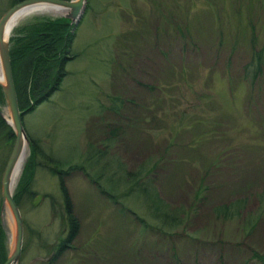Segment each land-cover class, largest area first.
Listing matches in <instances>:
<instances>
[{
	"label": "rangeland",
	"instance_id": "374dc122",
	"mask_svg": "<svg viewBox=\"0 0 264 264\" xmlns=\"http://www.w3.org/2000/svg\"><path fill=\"white\" fill-rule=\"evenodd\" d=\"M9 1L0 0V16ZM85 5L58 89L22 115L38 163L33 199L20 197L17 264H264L252 255H264V68L252 78V53L264 45V0ZM41 17L60 16L27 15L9 36ZM0 114L9 120L4 98ZM110 128L118 130L111 151L126 167L156 162L153 186L185 211L183 222L164 234L143 227L135 215L154 221L141 199L127 198L135 214L120 212L71 169L61 179L79 229L55 254L66 228L58 178L48 168L79 164L86 143L99 146ZM8 153L1 145L0 176ZM28 156L27 144L20 174ZM227 204L237 210L215 211ZM0 224L9 251L5 208Z\"/></svg>",
	"mask_w": 264,
	"mask_h": 264
},
{
	"label": "trees",
	"instance_id": "16d2710c",
	"mask_svg": "<svg viewBox=\"0 0 264 264\" xmlns=\"http://www.w3.org/2000/svg\"><path fill=\"white\" fill-rule=\"evenodd\" d=\"M20 1L22 0H10L9 7ZM73 37V27L63 17L38 18L32 23L19 27L15 34L8 37L11 74L21 120L22 115L32 111L37 104L46 100L58 89L61 79L66 74L64 64L73 58L70 54ZM255 54L256 63L254 71L252 70V78L262 67L264 68V45L256 53L253 51L252 56ZM1 103H3V95L0 90ZM117 132L115 128H110L107 131L108 135L100 141L99 146L88 141L81 156L83 160L79 164L62 169L60 162L55 161L48 168L50 173L57 175L58 178L61 198L60 217L66 228L65 236L58 240L55 254L69 247V242L74 239L79 229V222L73 214L71 200L61 179L71 169H79L100 194L119 206L120 212L127 210L135 214L128 206L127 198L133 194L135 200L131 199V203H137L141 199L139 202L145 206L147 215L154 221L150 224L145 218L135 215L143 227L164 234L183 222L185 211L167 204L153 186L151 175L156 162L142 161L129 169L111 151V145L118 137ZM26 136L29 156L13 191V199L18 207L23 193L27 200L34 197L30 186L34 168L38 163L34 162V154L37 151L36 140L27 134ZM12 141V130L0 116V146L6 145L10 150ZM46 158L51 161L50 156ZM236 205L217 206L215 211L228 216L237 210ZM7 253L6 234L0 224V264L4 262ZM252 255L264 261V255L256 253Z\"/></svg>",
	"mask_w": 264,
	"mask_h": 264
},
{
	"label": "water",
	"instance_id": "95a60500",
	"mask_svg": "<svg viewBox=\"0 0 264 264\" xmlns=\"http://www.w3.org/2000/svg\"><path fill=\"white\" fill-rule=\"evenodd\" d=\"M49 3L58 5L68 9L60 17L66 18L70 25H75L82 15L85 7V0H22L11 5L0 16V68L2 71L3 81L0 82V90L2 92L4 102L6 104L10 121L4 119L6 124L11 128L13 133V141L4 163L0 176V209L7 208L12 219V246L2 264H17L22 246L23 222L19 208L13 199V188L11 184L13 170L22 152L23 146L28 144V139L22 125L20 111L17 106L16 93L13 85L9 53H8V30L7 22L9 18L18 9L34 4ZM16 184V183H15Z\"/></svg>",
	"mask_w": 264,
	"mask_h": 264
},
{
	"label": "bare ground",
	"instance_id": "6f19581e",
	"mask_svg": "<svg viewBox=\"0 0 264 264\" xmlns=\"http://www.w3.org/2000/svg\"><path fill=\"white\" fill-rule=\"evenodd\" d=\"M67 11H68V9L62 8L58 5H53V4H49V3H42V2H38V3H34V4L24 6L20 9H18L17 11H15L13 13V15L9 18V20L7 22L8 35L11 32V30L17 25V23L21 19L26 17L27 15L35 14V13H43V14L48 13V14H53V15H63ZM2 81H3V77H2V71L0 68V82H2ZM8 121H10V119ZM25 156H26V145L23 146L22 152H21V154L18 158V161L16 162V165L14 167L12 180H11L12 187L15 186L16 180L20 174L22 165L24 163ZM5 213L7 216V222L10 226L12 223V219H11V216H10L7 208H5Z\"/></svg>",
	"mask_w": 264,
	"mask_h": 264
}]
</instances>
